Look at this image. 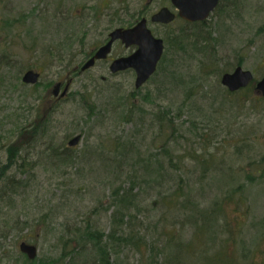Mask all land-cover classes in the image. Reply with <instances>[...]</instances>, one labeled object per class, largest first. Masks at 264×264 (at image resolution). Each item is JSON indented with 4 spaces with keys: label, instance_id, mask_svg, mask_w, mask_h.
I'll return each mask as SVG.
<instances>
[{
    "label": "rangeland",
    "instance_id": "1",
    "mask_svg": "<svg viewBox=\"0 0 264 264\" xmlns=\"http://www.w3.org/2000/svg\"><path fill=\"white\" fill-rule=\"evenodd\" d=\"M147 1L0 0V169L27 185L0 205V264H23V241L37 245L36 264H99L81 236L107 241L118 225L134 240L108 241L112 264H169L178 251V264H264V96L254 86L230 95L218 79L239 63L264 77V0H225L203 26L149 22L169 45L139 89L133 70L112 73L109 61L74 72L113 28L174 10ZM131 48L117 43L111 57ZM28 69L40 83L22 82ZM68 79L48 114L52 85ZM35 122L47 131L35 136ZM216 208L218 225L198 237L197 216Z\"/></svg>",
    "mask_w": 264,
    "mask_h": 264
},
{
    "label": "water",
    "instance_id": "2",
    "mask_svg": "<svg viewBox=\"0 0 264 264\" xmlns=\"http://www.w3.org/2000/svg\"><path fill=\"white\" fill-rule=\"evenodd\" d=\"M220 0H172L173 6L178 10V14L169 7L164 6L155 12L151 21L154 23L168 24L173 22L177 15L188 22L206 20L216 9ZM110 40L101 46L82 66L85 71L95 65L96 60L106 59L112 51L113 43L121 40L126 47L137 46L135 51L127 56L115 59L111 65V72L117 73L127 69H134L136 73L135 87H142L150 77L156 72L159 61L161 60L165 45L164 40L155 36L148 27L147 18H142L134 26L115 28L109 34ZM40 78V73L35 70H28L23 75V82L35 84ZM254 79L250 70H244L237 66L231 72H225L221 76V84L230 92L239 91L247 87ZM62 83H56L53 86L52 93L58 96ZM70 87V81L67 82L60 97H65ZM256 89L264 95V77L256 84ZM81 140V135L75 136L69 141L70 146L77 145ZM21 252L25 253L29 259L37 256V246L22 242L20 244Z\"/></svg>",
    "mask_w": 264,
    "mask_h": 264
},
{
    "label": "trees",
    "instance_id": "3",
    "mask_svg": "<svg viewBox=\"0 0 264 264\" xmlns=\"http://www.w3.org/2000/svg\"><path fill=\"white\" fill-rule=\"evenodd\" d=\"M224 1L225 0H221V3L219 5V7L217 8V10H220V7H221V5L223 4ZM171 24H167V25H164V26L162 24V26L163 27H168ZM186 24L187 25H191V26H197V25H202L203 26L204 24H206V21H204V22H193V23L186 22ZM164 40H165L166 45L168 46L169 45L168 44V40H166V39H164ZM178 41L181 42V40H178ZM70 46L72 47V39L71 38H68L66 41H63V43H61V45H59L60 49L62 51H66V52L70 51ZM89 54H90V51L86 52L85 53V58H86V56L88 57ZM57 55H58V57H61V54H57ZM238 65H240V63ZM224 71H227V70L223 69V70H221L219 72V78H218L219 80H220L221 74ZM154 75L150 78V80L154 77ZM252 86H254L253 83L250 84L248 87L241 89L238 92H234L233 93V92H229L228 91V93L230 95H235V94H238V93L243 92V91L245 93L246 92H251ZM49 113L50 112H48V114ZM39 118H44V120H45L46 116H45V114H40ZM157 118L161 122H163L165 119L168 120V121L172 120V118L168 115V113L167 112H163V111L157 114ZM45 123H46V121H45ZM33 130H34V135L36 136V135H42L43 133H45V131H47V128L45 129L43 127V125H39V123L35 122V123H33ZM9 147H10V145H9ZM8 152H9L10 156L13 157V156H15L17 154V149H15L13 146H11L8 149ZM11 160H13V159L11 158ZM16 168H17V170L23 171V169L24 170L27 169V166L24 165L23 163H21L20 165H17ZM7 173H8V170H7L6 166L0 169V205L2 204L3 199L8 197V196H10L12 192L16 191L17 189L24 188V186H27L26 183L24 184V182H22L21 180L16 179L15 175H7ZM254 177H255V175H253V174L246 175L247 181H249V182H253L254 179H255ZM227 195L230 196V194H227ZM125 199L126 198L122 199V201L120 203L121 206L125 205ZM120 210L123 212L122 208ZM219 211L220 210L217 209V210H215V212L213 214L206 213L205 215L197 216L202 221V225H199L198 229H197L198 237H203V236H205L206 232H209V223L213 219V217L217 219V225H218V221L220 220V217H218V215H216V213L218 214ZM123 218H124V212H123V217L121 218V220H123ZM224 220L227 221V216L225 214H224ZM241 221H242V215L239 212L235 216V223L236 224H240ZM119 227H121V225H118V228ZM118 228H117V231H112L109 234V236H108L109 239L107 241L104 240V238L102 237L103 236L102 234L99 237V234L96 233V232L92 233L89 230H85L83 232V234L81 236V241L85 239L88 242H90V241L93 242L92 246H93V248L96 250V252L99 255V261H98L99 264H112L108 254H107V250L109 251V249L107 247L108 241L114 240V241H117V243H122V242H125V241H128V240H134L132 234H129V235L121 234L120 230L118 231ZM223 229L226 232V234H228L227 240L224 241V243L221 244V245L224 246V245H227L228 241L232 238V236H233L232 232L233 231L228 228V224L227 223H223L221 225V230H223ZM92 236L95 238L96 241L92 240ZM263 238H264V236L262 237V239ZM81 246H83V244ZM81 249H83V248L81 247ZM180 257H181V253H180V251H178V254L174 255V258H173L172 262L170 261L169 264H178L177 262H181V258ZM24 258L25 259L23 261V264H36L33 260L28 259L26 256ZM61 258H63V256H61ZM70 258L72 259V261L75 259L73 254L70 255ZM228 259H232V260L238 262L236 259H233L231 257L228 258ZM53 264H58V262H54Z\"/></svg>",
    "mask_w": 264,
    "mask_h": 264
},
{
    "label": "flooded vegetation",
    "instance_id": "4",
    "mask_svg": "<svg viewBox=\"0 0 264 264\" xmlns=\"http://www.w3.org/2000/svg\"><path fill=\"white\" fill-rule=\"evenodd\" d=\"M152 1H147V4H150ZM168 2H169V4H171V6L174 8V6H173V4H172V0H168ZM165 6H167V7H169L170 8V6H168V5H165ZM162 7H164V6H162ZM171 9V8H170ZM172 10V9H171ZM174 10H175V8H174ZM158 11V9L155 11V12H157ZM173 11V10H172ZM154 12V13H155ZM173 12H175V11H173ZM176 13V12H175ZM149 16V15H148ZM151 16H152V14H151ZM143 17H145V18H147L148 19V23H149V18L147 17V16H143ZM159 27L160 26H162V24H160V23H156ZM164 26V25H163ZM162 26V27H163ZM109 40V37L107 36L106 37V39L103 41V43L101 44V45H103V44H105L107 41ZM117 44V43H116ZM100 45V46H101ZM115 45V44H114ZM100 46H98V47H96V48H94V49H92L91 51H90V54H89V56L87 57L86 56V58H85V60H87V59H89V58H91L94 54H95V52L97 51V49L100 47ZM114 49V48H113ZM113 49H112V51H113ZM131 52V51H130ZM130 52H128V53H130ZM128 53H126V54H128ZM126 54H120V55H117V56H115V57H111V56H109L107 59H105V61H109V64L115 59V58H117V57H120V56H123V55H126ZM84 60V61H85ZM99 61H102V60H99ZM99 61H97V62H99ZM97 62H96V64H97ZM95 64V65H96ZM79 67H76L75 69L77 70ZM53 98L52 97H48V104H49V110L51 109V107L53 106Z\"/></svg>",
    "mask_w": 264,
    "mask_h": 264
}]
</instances>
